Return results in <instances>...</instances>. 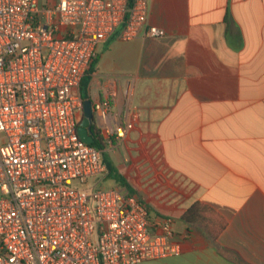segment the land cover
I'll list each match as a JSON object with an SVG mask.
<instances>
[{
    "label": "crops",
    "instance_id": "1",
    "mask_svg": "<svg viewBox=\"0 0 264 264\" xmlns=\"http://www.w3.org/2000/svg\"><path fill=\"white\" fill-rule=\"evenodd\" d=\"M148 21L165 35L117 29L87 88L94 102L114 82L112 110L133 125L102 184L173 218L180 240L179 255L139 264H264V0H149ZM194 203L226 222L216 239L183 220Z\"/></svg>",
    "mask_w": 264,
    "mask_h": 264
},
{
    "label": "built area",
    "instance_id": "2",
    "mask_svg": "<svg viewBox=\"0 0 264 264\" xmlns=\"http://www.w3.org/2000/svg\"><path fill=\"white\" fill-rule=\"evenodd\" d=\"M148 17L149 0H0V264H139L181 253L173 218L151 219L125 186L100 185L103 152L133 128L112 110L114 82L92 102L101 149L78 134L80 85L101 45L119 28L123 41L163 37Z\"/></svg>",
    "mask_w": 264,
    "mask_h": 264
},
{
    "label": "trees",
    "instance_id": "3",
    "mask_svg": "<svg viewBox=\"0 0 264 264\" xmlns=\"http://www.w3.org/2000/svg\"><path fill=\"white\" fill-rule=\"evenodd\" d=\"M131 1V0H130ZM97 64V60H95L90 69L88 70L87 74L83 78L81 85H80V94L83 100L89 99L87 88L89 86L92 73L95 71V66ZM92 135L95 139L93 146L100 148L102 147L100 140L98 139L97 135L93 131L92 127ZM102 159L107 166L108 174L111 171V167L109 161L107 160L106 152H103ZM121 183H124V180H120ZM183 220L187 223H198L202 225L206 232L208 233L211 239H216L222 229L225 227L226 222L209 206L202 204V203H194L183 215Z\"/></svg>",
    "mask_w": 264,
    "mask_h": 264
},
{
    "label": "water",
    "instance_id": "4",
    "mask_svg": "<svg viewBox=\"0 0 264 264\" xmlns=\"http://www.w3.org/2000/svg\"><path fill=\"white\" fill-rule=\"evenodd\" d=\"M94 121L92 101L84 100L83 118L78 126V134L80 138L87 144H93L95 139L92 135L91 125Z\"/></svg>",
    "mask_w": 264,
    "mask_h": 264
},
{
    "label": "rangeland",
    "instance_id": "5",
    "mask_svg": "<svg viewBox=\"0 0 264 264\" xmlns=\"http://www.w3.org/2000/svg\"><path fill=\"white\" fill-rule=\"evenodd\" d=\"M99 50H100V53L102 52L103 54H105L104 55V58L107 59L108 58V49L107 48H104V47H100ZM100 185H103L104 186L105 184H102V182H101ZM106 185H108V184H106Z\"/></svg>",
    "mask_w": 264,
    "mask_h": 264
},
{
    "label": "flooded vegetation",
    "instance_id": "6",
    "mask_svg": "<svg viewBox=\"0 0 264 264\" xmlns=\"http://www.w3.org/2000/svg\"><path fill=\"white\" fill-rule=\"evenodd\" d=\"M91 129H92V127H91Z\"/></svg>",
    "mask_w": 264,
    "mask_h": 264
}]
</instances>
